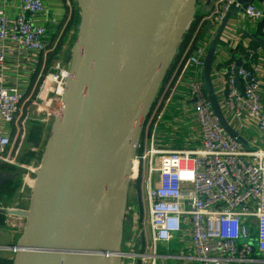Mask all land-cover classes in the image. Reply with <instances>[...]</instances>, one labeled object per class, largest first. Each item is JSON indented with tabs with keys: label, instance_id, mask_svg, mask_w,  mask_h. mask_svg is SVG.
<instances>
[{
	"label": "built area",
	"instance_id": "built-area-1",
	"mask_svg": "<svg viewBox=\"0 0 264 264\" xmlns=\"http://www.w3.org/2000/svg\"><path fill=\"white\" fill-rule=\"evenodd\" d=\"M258 1L247 4L244 14L261 23L264 36V0ZM234 2L212 0L202 12L164 94L158 88L143 120L130 181L147 210V228L143 223L135 238L126 239L120 264L135 258L148 264H264V148L251 149L245 142V149L229 136L211 108L201 76L185 77L189 66L202 71L208 45ZM55 22L44 0H0V162L24 168L20 191L27 189V201L38 165L26 166L17 159L26 121L39 113L53 120L69 76V65L47 69V24ZM246 54L251 60L247 66L235 68L236 61L228 62L221 78L212 82L213 91L238 134L248 122L264 136L261 48H248ZM181 85L192 102L198 146L161 149L157 131ZM130 210L135 213L133 206ZM23 224L16 228L21 231ZM172 241L175 250L169 247ZM159 245L167 248L159 251Z\"/></svg>",
	"mask_w": 264,
	"mask_h": 264
},
{
	"label": "water",
	"instance_id": "water-1",
	"mask_svg": "<svg viewBox=\"0 0 264 264\" xmlns=\"http://www.w3.org/2000/svg\"><path fill=\"white\" fill-rule=\"evenodd\" d=\"M80 22L62 105L38 167L28 207L2 209L24 218L13 264H120L130 170L143 120L198 0H75ZM212 0H205L203 11ZM252 0H235L204 56L203 90L224 131L211 67L230 16ZM263 50L264 39L247 36ZM235 62V68L241 65ZM14 174L0 170V184ZM129 239V238H126ZM140 249V246L137 247Z\"/></svg>",
	"mask_w": 264,
	"mask_h": 264
},
{
	"label": "crops",
	"instance_id": "crops-1",
	"mask_svg": "<svg viewBox=\"0 0 264 264\" xmlns=\"http://www.w3.org/2000/svg\"><path fill=\"white\" fill-rule=\"evenodd\" d=\"M44 2L48 9V15L56 18L55 23L47 24L48 33L53 26L57 27L63 22L67 24V28H69L71 39L75 40L80 22L77 2L75 0H44ZM204 3L205 0H200L197 5L200 12H204ZM250 3L258 5L259 1L252 0ZM9 10L14 12L16 8L15 6L10 5ZM72 13L74 16H72ZM205 32L206 31L204 30L202 34H205ZM248 35L259 36L264 39V36H261V23L259 21H250L245 16L244 9H240L237 14L230 16L228 28L223 32V36L216 48L210 72L212 82H216L221 78L225 71L226 59L230 58L231 54L235 55L234 61L241 60V64L249 63L251 61L246 54V50L251 48L250 45H253L254 43L256 44L255 48L260 46L255 41L249 39L247 37ZM261 58L264 64V53L262 48ZM195 74L200 75L202 78V71L193 66H189L185 77ZM167 80L168 77L166 81L164 80L160 84L158 90L159 95L164 94L168 82ZM262 80V95L264 97V70ZM185 94V87L184 85H181L177 90L176 96L171 100L165 118L158 128L157 146L161 149L195 148L198 146L199 131L193 117L192 102ZM241 136L251 149L257 147L264 148V136H262L251 123H246L245 128L241 132ZM0 228L8 230V227L5 225H0ZM9 231H12L16 235V238L21 233L19 232V234H17V229L13 228L9 229ZM15 237L10 235L9 243L16 240ZM13 259L14 253L8 246L0 247V264H13Z\"/></svg>",
	"mask_w": 264,
	"mask_h": 264
},
{
	"label": "rangeland",
	"instance_id": "rangeland-1",
	"mask_svg": "<svg viewBox=\"0 0 264 264\" xmlns=\"http://www.w3.org/2000/svg\"><path fill=\"white\" fill-rule=\"evenodd\" d=\"M48 34L50 49L46 54L47 69L67 67L70 63L71 44H73L74 41L71 39L67 24L62 22L57 27L53 26ZM50 129L51 119H47L46 113L33 114L31 118H28L17 158L19 163L26 166H37L39 164ZM29 151L33 153L30 154ZM1 164L2 162H0V165ZM13 170V172H16V177L12 182L4 183L2 186L0 185V210L6 208L25 210L28 207L27 189L22 192L20 191L22 186V174H24L25 170L17 166ZM132 206L135 208V213L131 214L130 207ZM143 206L136 183L129 181L125 205L126 212L123 219V239L126 236L135 238L136 234H139L141 231L143 223L147 228V210ZM23 220V218L18 219V217L13 215L8 216L0 211V222H5V224L3 222L1 224L8 227V230L0 228V243H9L10 235L13 237L16 236L12 231H9V229H17L18 227L16 228V224L23 223ZM19 232H21L20 229H17V234H19ZM14 241L15 240H13V242ZM176 245L177 244L173 241L169 243V247L171 249L174 248V250L176 249ZM166 248L167 247L164 245L158 246L159 251H165ZM124 264H148V261L142 263L138 258L132 261L131 259H125Z\"/></svg>",
	"mask_w": 264,
	"mask_h": 264
},
{
	"label": "trees",
	"instance_id": "trees-1",
	"mask_svg": "<svg viewBox=\"0 0 264 264\" xmlns=\"http://www.w3.org/2000/svg\"><path fill=\"white\" fill-rule=\"evenodd\" d=\"M199 1H200V0H198L197 3H199ZM203 13H204V12H203ZM203 13L200 12V10H198V9L196 10V12H195V14H194V17H193V20H192V22L190 23V25H189L188 29L186 30V32L183 34V38H182L181 44H180V46H179V49H178L177 53L175 54V56H174L172 62L170 63V66H169L168 70L166 71V73H165V75H164V78H163L162 82H163L164 80L166 81L167 77L170 76L171 71H172V68H173V66H174V63H175L176 60L179 58V56H180L182 50L184 49L185 44H186L187 41L189 40L190 35L192 34L194 28L196 27V24H197V22H198V20H199V18H200V15L203 14ZM72 16H74L73 13H72ZM72 16H71V17H72ZM71 19H72V18H71ZM204 28H205V26H204L202 29H204ZM250 47H251V48H255V47H256V44L254 43L253 45H250ZM233 60H235V55H234V54H231L229 60H228L227 62H225V63L227 64L228 62L233 61ZM243 65H244V66H247V64H243ZM162 82H161V83H162ZM29 153L32 154L33 152L29 151ZM15 167H16V166L9 165V164H4V163H2V164L0 165V169H1L2 171L6 172V173H16V172H13V171H14L13 169H14ZM10 182H12V180H7V181H5L4 183H10ZM4 183H1L0 185L2 186ZM3 216H4V214H3ZM3 219H4V218H3ZM2 222H3V221L0 222V225H2V224H1ZM3 223L5 224V222H3ZM125 241H126V238L123 239V243H124Z\"/></svg>",
	"mask_w": 264,
	"mask_h": 264
},
{
	"label": "bare ground",
	"instance_id": "bare-ground-1",
	"mask_svg": "<svg viewBox=\"0 0 264 264\" xmlns=\"http://www.w3.org/2000/svg\"><path fill=\"white\" fill-rule=\"evenodd\" d=\"M134 171H135V167H131L130 172L133 173ZM15 215H17V214H15ZM17 216H19V215H17Z\"/></svg>",
	"mask_w": 264,
	"mask_h": 264
},
{
	"label": "flooded vegetation",
	"instance_id": "flooded-vegetation-1",
	"mask_svg": "<svg viewBox=\"0 0 264 264\" xmlns=\"http://www.w3.org/2000/svg\"><path fill=\"white\" fill-rule=\"evenodd\" d=\"M12 174H14V177H13V179L16 177V173H12ZM13 179H11V180H13ZM7 181V180H6ZM5 182V181H4ZM3 182V183H4ZM125 238H128L127 236L125 237ZM124 244V243H123Z\"/></svg>",
	"mask_w": 264,
	"mask_h": 264
}]
</instances>
